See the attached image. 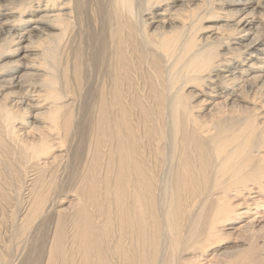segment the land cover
Returning <instances> with one entry per match:
<instances>
[{"label":"bare ground","instance_id":"1","mask_svg":"<svg viewBox=\"0 0 264 264\" xmlns=\"http://www.w3.org/2000/svg\"><path fill=\"white\" fill-rule=\"evenodd\" d=\"M0 79V264H264V0H0Z\"/></svg>","mask_w":264,"mask_h":264},{"label":"rangeland","instance_id":"2","mask_svg":"<svg viewBox=\"0 0 264 264\" xmlns=\"http://www.w3.org/2000/svg\"><path fill=\"white\" fill-rule=\"evenodd\" d=\"M27 17H28V15H24V18H27ZM205 25H207V23H205ZM247 41L248 40H243V43L242 44H246ZM19 57L20 56L15 57L13 55L12 56L10 55V56H8V58H5L4 61L15 60L16 58H19ZM20 62H23V61H20ZM2 83H3L2 82V79H0V92H1V97L4 94H6V93H11V92H14L15 91L14 87H9V86L1 89ZM11 98H13V97H11ZM29 115L30 114H27L26 115V120H30V116ZM26 129H28V128H26ZM59 197H60V199H62V203L60 204V206H64V207L68 205L67 200L68 199H71V197H67V196H64V195H60ZM249 213H251V212H249ZM239 243H241V242H239ZM239 243L238 242L235 243L233 241L232 242L230 241V242H226L223 246L217 248L218 250L216 249L217 251H215V252L217 253L218 258L217 257L216 258L219 259V260H217V262H215L214 264H224L223 262H226L230 258V255H224V254H222V251H223V253H225V251L231 252L232 250H234L233 248H235L236 244H239ZM230 249H231V251H230ZM215 252H213V253H215Z\"/></svg>","mask_w":264,"mask_h":264}]
</instances>
